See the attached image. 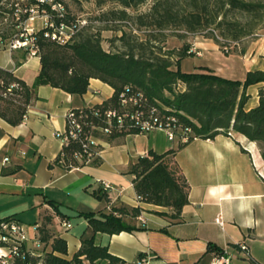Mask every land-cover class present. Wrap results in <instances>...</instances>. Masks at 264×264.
I'll return each instance as SVG.
<instances>
[{
	"label": "crops",
	"instance_id": "crops-1",
	"mask_svg": "<svg viewBox=\"0 0 264 264\" xmlns=\"http://www.w3.org/2000/svg\"><path fill=\"white\" fill-rule=\"evenodd\" d=\"M190 50L188 57L198 60L190 72L206 67L223 78L243 81L249 71H264V31L239 54H224L213 41H194ZM0 68L31 86L40 61L27 48L6 45L0 47ZM263 85L247 88L245 110L258 105ZM112 95L113 89L98 79H90L86 93L76 96L39 86L20 124L10 125L0 117V219L38 228L43 216L53 215L51 232L66 241L67 258L77 251L81 237L93 235L97 245H106L125 264H137L141 258L148 264H211L218 252H225L230 264H264V161L259 144L244 136L194 138L177 150L179 139L169 140L165 132L153 130L111 144L102 140L95 163L66 170L57 161L62 147L55 134L64 129L66 113L100 105ZM150 150L158 154L177 150L175 160L189 185L188 204L178 220L167 217L169 209L136 197L128 166ZM102 181L110 188L104 189ZM48 201L58 206L64 219L55 216ZM122 206L139 209L136 218L125 216L137 230L93 234L86 220L77 217L107 214ZM218 217L222 225L215 222ZM29 242L27 247L34 251ZM240 243L247 246L248 255Z\"/></svg>",
	"mask_w": 264,
	"mask_h": 264
},
{
	"label": "trees",
	"instance_id": "trees-1",
	"mask_svg": "<svg viewBox=\"0 0 264 264\" xmlns=\"http://www.w3.org/2000/svg\"><path fill=\"white\" fill-rule=\"evenodd\" d=\"M10 1L12 0H0L1 18H5L7 13L14 15L17 3L25 10V14H21V21L28 18L27 10L31 7L39 6L40 9L50 11L49 4L40 6L38 0L13 1L12 9L7 10L5 6ZM74 1L80 4L89 0ZM146 1L94 0L97 7L108 2L120 7L119 10L102 13L100 20L128 22L137 31H148L143 40H139L132 30L121 31V36L117 38L121 46L115 52L104 50L99 35L89 32L86 25L66 43L45 37V28L38 30L34 34V46L40 61V72L34 83L27 86L12 72L0 68V91L11 84L17 85L9 98L0 99V117L10 125L20 124L27 106L36 98L35 91L39 86H50L76 96L86 93L90 79H98L113 89V95L100 105L81 108L95 127L94 135H98L99 129L108 127L105 118L107 112H121V94L124 97L141 94L138 104L143 109L144 118L148 119L152 109H156L154 116H175L178 129L174 135L177 139L188 129L187 141L179 143L177 150L194 138L214 139L218 135L231 136V133H236L250 142L258 143L260 156L264 161V85L259 92L258 105L250 110L244 109L247 88L257 83L264 84V71H249L243 81L223 78L206 67L200 68L198 72L186 73L180 70V62L191 56L190 46L181 47L177 53L165 52L163 46H159L166 36L164 31L168 29L184 30L192 34L206 29L218 30L222 39L237 42L253 33L255 27L264 22V4L244 0H185L187 7L183 8L178 7L173 0H155L146 13L131 17L126 12L128 9L136 10ZM52 2L64 7L62 18L52 16L54 22L71 26L81 19L72 16L61 0ZM225 9L244 14L249 17V21L244 25L227 21L224 18ZM19 32L18 30L16 33ZM210 38L218 43L212 33ZM11 40V36H0V47L9 45ZM173 56L176 60L172 59ZM140 133L137 128L116 129L111 126L109 135L98 136L111 144L127 135ZM80 149L78 143L70 142L61 151L57 161L66 170L82 166L83 161L73 158V153ZM177 150L161 154L150 150L146 155L130 162L127 170V174L133 176L132 184L137 199L169 209L167 217L174 221L178 220L183 207L188 204L189 190L187 180L175 160ZM96 160L94 158L90 163H95ZM47 203L55 216L65 218L57 205L52 201ZM139 213L138 208L128 209L122 206L112 208L107 214L88 212L80 213L77 217L86 220L87 227L93 234L113 235L137 230L138 228L126 222L125 216L136 218ZM8 220L11 218L0 219V223ZM52 221L53 215L42 217L37 239L43 249L37 251L39 254L35 252L36 256L28 258L30 264H125L124 260L112 255L106 245H97L93 235L81 237L77 251L71 258H67V243L63 238L52 234ZM221 253L218 252L217 255ZM11 264L24 262L14 259Z\"/></svg>",
	"mask_w": 264,
	"mask_h": 264
},
{
	"label": "built area",
	"instance_id": "built-area-1",
	"mask_svg": "<svg viewBox=\"0 0 264 264\" xmlns=\"http://www.w3.org/2000/svg\"><path fill=\"white\" fill-rule=\"evenodd\" d=\"M39 5L49 4V12L45 9H40L39 6L31 7L28 11L27 21L32 22L35 18H39L42 21L45 32V37L60 43H66L85 26L87 23L84 19H78L77 22L71 26H67L63 23L54 22V17L62 18L64 14V7L60 3H54L52 0H38ZM53 14V15H51ZM54 16V17H52ZM132 29V28H131ZM132 31L137 33L133 28ZM37 32L33 28L32 23L29 24V28L25 29V32L19 34V36L10 41L9 47L15 48H27L28 53L31 56L36 55L37 49L34 46L35 38L34 34ZM191 52V51H190ZM17 88L16 84H11L6 87L5 90L0 91L1 98H9L12 90ZM180 88V86H178ZM141 94L135 96L124 97V94L120 95L122 110L120 113L109 111L106 113L105 118L108 121V127L99 129L98 135L105 136L111 133V126L116 129L125 128L132 129L137 128L141 133L151 132L153 130H161L165 132L169 140L176 138L174 132L178 129L176 125V118L173 115L162 114L160 116H154L156 109L150 110V116L148 119L143 116V109L138 104ZM153 114V115H151ZM95 127L88 120V115L81 109L69 110L65 116V127L62 131L56 132L55 136L61 143V151L69 146L70 142L78 143L81 147L80 151L73 153V158L84 163H90L94 158H97L101 147L102 139L98 135H94ZM188 129L184 130V135L179 138L180 142H186ZM5 159L4 161H6ZM104 189H109L110 184L108 182H101ZM215 222L218 225H222L220 218H216ZM62 225L66 228L70 227L68 222H63ZM38 228L34 226L33 231ZM30 239L27 238L26 232L22 225L11 219L6 222L0 223V264H11L14 259H20L24 264H30L28 258L36 256L35 251L40 249L41 243L37 238H33L34 251L27 247V242ZM240 250L244 251L248 255V249L245 244H238ZM137 264H148V261L141 258L137 261ZM211 264H230V258L225 252L217 255Z\"/></svg>",
	"mask_w": 264,
	"mask_h": 264
},
{
	"label": "rangeland",
	"instance_id": "rangeland-1",
	"mask_svg": "<svg viewBox=\"0 0 264 264\" xmlns=\"http://www.w3.org/2000/svg\"><path fill=\"white\" fill-rule=\"evenodd\" d=\"M17 0H12L8 5L5 6L7 10L12 9V2ZM63 4L66 6V10L75 18H82L86 21V26L88 27L89 32L97 33L101 39V45L104 50L115 52L120 48V42L117 40L121 36V31L128 32L132 30L133 27L129 25L128 22H118V21H102L100 20L101 14L107 12L109 10H119L120 7L115 3H106L102 7H97L94 3V0H89L87 2L76 3L74 0H61ZM155 0H147L144 4L136 8V10L128 9L126 12L131 16H135L138 14H143L149 11L153 2ZM246 2H262L264 4V0H244ZM24 2V1H21ZM173 2L178 4V7H187L185 0H173ZM15 14L11 15L7 13L5 18L0 17V36L4 35L7 37L11 36V39L17 38L20 32H25V29L29 28V24L32 23L33 28L35 30H41L43 28V23L41 19L35 18L34 21L29 22L27 18L22 20L21 14H25V10L23 7L15 5ZM224 18L227 21L231 22H239L244 25L249 21V17L240 14L238 12L225 9ZM219 20V19H218ZM18 26H15V24ZM133 25V24H132ZM132 28V29H131ZM19 33H16L17 31ZM136 30V29H135ZM264 31V22L257 25L250 35L245 36L241 40L237 42H233L230 40H224L219 36L218 30L206 29L199 33H188L184 30L179 29H168L164 31L166 35L164 41L159 44V46H163V51L177 53L181 47L191 46L194 41L205 42V41H213L210 38V34L216 38L219 50L227 55L239 54L242 50L246 49L248 45ZM15 32V33H13ZM133 32V31H132ZM137 33H134L139 40H143L147 35L148 31L145 30H136ZM9 39V38H8ZM191 50L189 49V52ZM192 53V51H191ZM173 60H176V57H172ZM198 60L192 57H185L180 62V70L186 73L190 72L193 63H197ZM174 69V67L172 68ZM23 229L26 232L27 238L33 240V228L34 226L21 224ZM29 242V241H28ZM32 242H29V244ZM33 244V243H32Z\"/></svg>",
	"mask_w": 264,
	"mask_h": 264
}]
</instances>
